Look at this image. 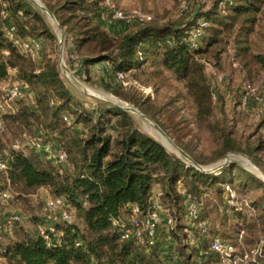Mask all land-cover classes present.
Returning a JSON list of instances; mask_svg holds the SVG:
<instances>
[{"label": "trees", "instance_id": "1", "mask_svg": "<svg viewBox=\"0 0 264 264\" xmlns=\"http://www.w3.org/2000/svg\"><path fill=\"white\" fill-rule=\"evenodd\" d=\"M41 1L70 38L78 56L75 61L80 63L82 70L103 64L114 75L117 71L125 72L140 66L145 59L156 60L157 64L185 82L199 117L210 113L212 93L204 66L197 60L205 50L199 44L196 48L189 46L185 40L187 31L204 19L206 25L199 43L206 37V31L213 27L206 44L209 47L217 41L222 29L215 24L225 27L239 16H244L245 23L252 22L264 3V0H231L224 5L225 12L222 13L219 0H211L210 6L203 10H197L200 0H194L192 12H186L178 21L159 24L150 19L132 24L124 19H111L121 26L114 35L89 19L87 13L93 5L89 0ZM9 22L24 38L56 37L30 1L0 0V80L7 78L8 68H15L11 77L25 83L35 101L31 104L32 109L23 99L18 100L16 110L4 116L5 122L18 137L30 132L32 126L39 128L36 135L65 150L68 165L58 172L44 157L27 156L19 151H9L7 155L2 150L8 169L6 174L3 171L0 174L13 186L18 184L24 190L46 187L52 195L63 196L73 207L74 219L79 223L74 220L71 223L55 222V231L61 232V236L55 242L51 235L49 245L38 230L17 234L15 240L3 246L1 254L7 264H155L154 256L164 264L162 251L166 250L165 247L159 244V247L147 249L121 239L112 224V218L121 214L128 204H136L145 212L151 205L154 186L159 189V202H166L165 207L173 213L169 229H172L178 249L170 247L177 258L185 255L186 244L181 238L186 234L176 223L174 208H181L186 196L193 198L196 192L206 190L211 196L208 203H212L221 227H224L229 213L232 218L243 217L235 206L224 201V188L228 185L236 194H245L250 189L264 187V182L257 176L233 159L219 163L213 170H201L193 161L171 153L160 141L139 129L130 111L119 105L100 102L78 107L74 103L71 117L66 111L70 108L71 93L60 77L56 62L48 55L34 62L21 53L5 36L4 30ZM103 87L124 100H132L109 82ZM238 97L239 90L233 103L242 109L238 106ZM64 115L70 117L72 127L78 125L82 131H70ZM261 120L264 124V116ZM230 136V133L222 135L221 145L214 151L211 161L230 151L243 152ZM251 152L249 149L248 153ZM250 205L255 211L253 219L264 233V188L259 197L250 200ZM249 225L255 228L254 222ZM214 236L223 241L217 234L210 238ZM200 253L203 259L215 254L208 245L201 248Z\"/></svg>", "mask_w": 264, "mask_h": 264}, {"label": "rangeland", "instance_id": "2", "mask_svg": "<svg viewBox=\"0 0 264 264\" xmlns=\"http://www.w3.org/2000/svg\"><path fill=\"white\" fill-rule=\"evenodd\" d=\"M29 1L32 7L46 19L50 30L56 36L54 38L42 37L41 51L33 60L39 62L43 55H48L56 62L60 77L71 93V104L69 110H66L67 114L71 115L74 103L78 104V107H89L106 102L122 106L125 109L134 108L137 112L129 111L136 126L160 141L171 153L190 162L193 161L195 166L204 171L217 166L224 158L226 160L233 159L242 168L264 182V124L261 123L264 106H261L259 111H252L239 109L233 103L244 77L249 78L255 86L260 88L264 84V3L260 5L252 22L245 23L243 22L244 16H239L232 21L231 25L228 24L224 27L215 24L216 27L222 28L216 37L217 41L206 47L209 36H212L213 27L206 31V37L200 41L199 46L205 52L203 55L197 56V60L204 66V75L211 86L212 100L210 113L206 117H199L193 98L187 92L185 82L176 78L172 71L157 64L156 60L145 59L140 66L125 71L123 83L116 81L115 74H111L103 64L86 67L83 69V74L80 73L82 70L75 71L72 63L78 56L70 38L65 35L63 28L59 27L56 18H52L35 3L43 5L41 0ZM89 1L93 4L90 12L87 13L89 19L98 23L108 33L115 35L121 26L118 22L111 21L109 3L121 11L128 18L129 23L138 22L142 16L148 15L153 22L164 24L178 21L179 17L186 12H192L194 0H184L187 9H185L186 6L181 8L180 0ZM209 2L211 0H200L197 10L209 7ZM220 10L222 13L225 12L224 8H220ZM78 15L80 16V13ZM144 21L148 20L144 19ZM233 62L235 66L232 64ZM218 76H222L221 80L218 79ZM13 81L17 80L10 77L4 82L3 88ZM108 82L110 85L119 87L120 92L132 100H124L106 90L103 85ZM2 92V88H0V100ZM22 101L33 109L28 100ZM17 103H15L16 106ZM4 116L6 114L3 115V127L0 129V158L5 157L2 150L7 155H9V151H19L27 156L35 155L34 151L25 144V136L37 134L39 128L32 126L30 132L21 133L18 137V134L12 133V130L7 126ZM69 130L80 132L82 128L79 129L78 125H73ZM225 133L231 134L230 137L243 152L230 151L220 159L211 161L215 155L214 151L220 147L221 137ZM249 149H252L253 152L248 153ZM0 182H5L1 174ZM10 187L12 199L7 204H0V212L4 214H9L12 211L17 212L20 214L21 220L8 229H0V248L15 240L17 234L37 232L39 225L44 226L47 223L45 221L47 213L43 210L42 202L43 198L51 193L46 187L24 190L18 184L13 186L12 183H10ZM262 188L250 189L245 194H236L230 186H225L224 201L235 206L238 212L243 217L245 216V219L243 217L232 218L229 213L224 227H221L212 203H208L211 198L209 193L203 189L202 192L193 194L191 199L199 207L200 218L207 221L208 233L205 236H201L192 221L185 217V198L181 208H174L177 216L176 223L181 232L187 235L181 238V242L186 244L185 255L181 256V259L179 257L178 260L186 264H218V254H211L203 259L200 253L201 248L207 247L210 237L217 234L224 243L233 246L237 257L247 263L255 259L257 264H264V233L260 231L259 223L253 219L255 211L250 205V200L261 195ZM158 194L159 192L156 194L157 203L161 208L167 209L166 202H164L165 204L159 202ZM168 213L172 217L173 213L171 214V211ZM53 222H51L52 225L55 224ZM74 222L79 223L77 219H74ZM252 222H254L255 228L250 225L248 227V224H252ZM160 229L159 243L161 246L168 247L169 251H171L170 246L177 250L178 243L172 229L168 228V232L165 231V226ZM168 236L173 237L174 241ZM170 240L173 244L170 243ZM154 258L155 264H161L156 256ZM0 264H7L5 258L4 261H0Z\"/></svg>", "mask_w": 264, "mask_h": 264}, {"label": "built area", "instance_id": "3", "mask_svg": "<svg viewBox=\"0 0 264 264\" xmlns=\"http://www.w3.org/2000/svg\"><path fill=\"white\" fill-rule=\"evenodd\" d=\"M180 6L183 9L186 6L184 0H180ZM231 0H219L220 8L223 9L226 3H230ZM111 9L110 19H124L128 20L121 11L117 10L112 3H109ZM149 20L150 16L145 15L140 18V21ZM206 25V21L201 19L197 25L189 29L186 33L185 40L189 43L190 47L195 48L199 44V38L203 32V28ZM5 36L14 44L17 49L24 55L34 59L42 48V41L39 37L24 38L16 32V28L13 23L9 22L6 26ZM108 64V61L105 62ZM235 66V63H232ZM75 71L82 70L78 61L72 63ZM15 68H8V74L13 72ZM83 74V70L80 72ZM124 72L117 71L115 73V80L124 82ZM222 76H218L221 80ZM2 96L0 100V129L3 127V115L12 113L16 110L15 103L18 100H28L31 104H34V97L32 92L27 88V85L23 82L13 81L11 84L2 88ZM239 107L244 110L259 111L260 107L264 106V84L261 88L255 86L250 79L243 78L240 84L239 90ZM52 103V102H51ZM63 119L65 123L72 127L71 119L68 115H64ZM25 144L33 151L40 153L42 157L50 161L58 170L62 172L64 167L68 165L67 155L65 150L58 145H54L50 141H44L38 135H26ZM8 169V163L6 158H0V171L6 174ZM5 182H0V204H7L12 199V190L10 187V181L8 178L4 179ZM155 197L151 196V205L145 211L142 212L136 204H128L125 206L123 212L117 217L112 218V224L117 228L119 237L124 240H129L134 243L149 249L153 246L159 247L161 229L165 226V231L172 226V217L168 213V209L161 208L157 203ZM85 204V201H83ZM43 210L47 213V222L44 226H38L39 234L44 238L46 244L51 242V235L54 236V241L58 242L61 232H56L52 221L71 223L74 220V209L68 203L63 196H56L48 194L43 198ZM166 211V213H165ZM163 212V213H162ZM185 217L192 221V224L198 230L201 236H205L208 233L207 221L200 218L199 207L197 203L191 199L190 196H186L185 201ZM21 216L19 213L12 211L9 214L0 212V229L10 228L13 224L19 222ZM51 220V221H50ZM53 222V223H54ZM79 244L78 241L75 242ZM1 247V245H0ZM208 247L211 251L218 254V264H257L255 259L247 263L242 258L235 255L234 248L231 244L224 243L219 237L214 236L210 238ZM3 248H0V261H4V257L1 252ZM168 253V254H167ZM164 264H180L177 256L168 247L163 249ZM173 256V257H172ZM174 258V259H173Z\"/></svg>", "mask_w": 264, "mask_h": 264}, {"label": "crops", "instance_id": "4", "mask_svg": "<svg viewBox=\"0 0 264 264\" xmlns=\"http://www.w3.org/2000/svg\"><path fill=\"white\" fill-rule=\"evenodd\" d=\"M29 1V0H28ZM42 2V1H41ZM36 4H38L39 5V7L41 8V6L40 5H42V4H39V3H37L36 2ZM3 6H4V3L2 4ZM44 5V4H43ZM45 6V5H44ZM42 9V8H41ZM2 13H3V11H2ZM7 14V13H6ZM14 72H15V70L13 71V72H10L9 74H8V76H7V78H5V79H3V80H0V88H3V86L5 85L4 84V82H6V80H8L13 74H14ZM34 153H35V155H37L38 157H40V156H42L40 153H37V152H35L34 151ZM24 155H26V154H24ZM152 192H153V197H155V195L157 194V192H159V189H158V187L157 186H154L153 187V190H152ZM156 199V198H155ZM122 213V212H121ZM171 243V242H170Z\"/></svg>", "mask_w": 264, "mask_h": 264}, {"label": "water", "instance_id": "5", "mask_svg": "<svg viewBox=\"0 0 264 264\" xmlns=\"http://www.w3.org/2000/svg\"><path fill=\"white\" fill-rule=\"evenodd\" d=\"M40 6H41V8H42L45 12H47L52 18H54V15H53L52 13H50V12L48 11V9H47L44 5H40ZM61 30H62V29H61ZM62 33H63V30H62ZM128 110L137 112V110L134 109V108H128ZM225 161H226V158H224L223 161H222L221 163H224ZM214 168H216V166L213 167V168H211V169H208L207 171H209V170H213Z\"/></svg>", "mask_w": 264, "mask_h": 264}, {"label": "bare ground", "instance_id": "6", "mask_svg": "<svg viewBox=\"0 0 264 264\" xmlns=\"http://www.w3.org/2000/svg\"><path fill=\"white\" fill-rule=\"evenodd\" d=\"M36 3V2H35Z\"/></svg>", "mask_w": 264, "mask_h": 264}]
</instances>
